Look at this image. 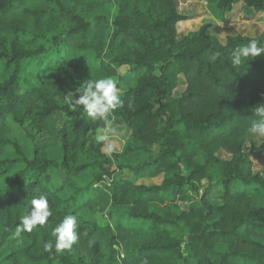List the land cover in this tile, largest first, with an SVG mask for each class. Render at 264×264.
Here are the masks:
<instances>
[{
	"label": "trees",
	"instance_id": "obj_1",
	"mask_svg": "<svg viewBox=\"0 0 264 264\" xmlns=\"http://www.w3.org/2000/svg\"><path fill=\"white\" fill-rule=\"evenodd\" d=\"M239 3L244 18L264 20V0H219L216 20L227 23ZM182 7L0 0V264H264V205L255 200L264 197L255 165L264 136L248 131L264 103V54L231 64L249 40L264 45V30L223 43L208 22L181 36L178 25L195 19ZM106 76L121 90L112 116L126 130L112 156L96 139L103 122L66 99ZM182 80L184 91L169 99ZM39 195L53 215L17 237ZM66 215L76 217L79 239L46 251Z\"/></svg>",
	"mask_w": 264,
	"mask_h": 264
},
{
	"label": "clouds",
	"instance_id": "obj_2",
	"mask_svg": "<svg viewBox=\"0 0 264 264\" xmlns=\"http://www.w3.org/2000/svg\"><path fill=\"white\" fill-rule=\"evenodd\" d=\"M264 54V45L257 39H251L244 46L236 49L231 55V64L235 68L242 67L244 61L255 59ZM251 58V59H249ZM78 97L69 92L66 99L75 106H81L83 111L92 121H102V134L97 136V142L104 145L114 131V117L112 113L121 106L120 88L115 79L110 76L99 79H90L78 88ZM255 119L251 122L248 131L251 134L264 136V103H259L253 108ZM53 215L49 200L45 195L33 196L30 210L20 217V223L16 227L15 235L31 233L37 226H45L49 217ZM77 220L75 216L66 215L52 231L55 244L51 240L44 244L46 251L57 253L71 249L79 239L76 231Z\"/></svg>",
	"mask_w": 264,
	"mask_h": 264
},
{
	"label": "rangeland",
	"instance_id": "obj_3",
	"mask_svg": "<svg viewBox=\"0 0 264 264\" xmlns=\"http://www.w3.org/2000/svg\"><path fill=\"white\" fill-rule=\"evenodd\" d=\"M219 0H206L203 1L205 4V14L203 15L202 18V25L208 22L213 23V27L210 30V34H213L216 36L221 42L225 43V40L228 36H234L237 34H242L244 36L248 37H257L259 36L262 31L264 30V20L261 18V16L257 13H251V17L249 19L246 18H240L238 20L239 16L244 17V15L249 12L247 8L242 3H239V5L235 6L232 13H230L228 17L227 23H220L216 19H220V11L217 9V3ZM179 2L184 6H189L190 7V2L191 0H179ZM242 6V7H241ZM193 13V12H192ZM209 16L206 18V16ZM221 25V26H220ZM127 71L126 68H123L120 70L121 74H124ZM185 89V83L182 80L181 86L173 93L169 99L173 97L179 96ZM121 94V90H120ZM114 131L110 134L109 140L106 142L105 147H104V152L108 156H112L115 153H121L123 150V146L125 143V138H126V130L122 126V122L118 119H114ZM102 134V131L99 132V135ZM263 138H260V142L262 143ZM259 144V143H258ZM205 160V156L201 155L196 159V161L202 163ZM255 165L257 168H260L261 170L264 171V157L262 158H257L255 159ZM52 174V179H51V185H59L60 183V178L55 172H51ZM91 177L88 175L85 176L80 180L82 183H87L90 180ZM162 178H157L155 180H144L143 182L145 183H160ZM110 181H108L109 183ZM203 188H199L198 190V198L203 193ZM255 200L259 205H264V197L263 196H258L255 195ZM213 202L218 203L219 201L217 200V197L213 199ZM153 207H159L158 205H153ZM99 220L102 221L101 216L98 217Z\"/></svg>",
	"mask_w": 264,
	"mask_h": 264
},
{
	"label": "crops",
	"instance_id": "obj_4",
	"mask_svg": "<svg viewBox=\"0 0 264 264\" xmlns=\"http://www.w3.org/2000/svg\"><path fill=\"white\" fill-rule=\"evenodd\" d=\"M179 11L182 14L187 15V16H195V19L198 20V24H196L195 19H189L188 21L180 23L178 25V33L181 34V36H182V35H185V34L191 32V31L197 30L202 25V18H203V15L205 14L206 9H205V4L203 1H192L191 0L190 7L184 5L182 8H180ZM207 17L209 20L210 18L208 16V14H207L206 18ZM240 18H244L243 15L239 16L238 20Z\"/></svg>",
	"mask_w": 264,
	"mask_h": 264
}]
</instances>
